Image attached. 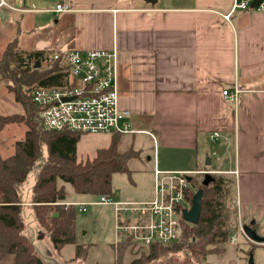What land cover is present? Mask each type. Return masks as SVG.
Masks as SVG:
<instances>
[{"label": "crops", "instance_id": "1", "mask_svg": "<svg viewBox=\"0 0 264 264\" xmlns=\"http://www.w3.org/2000/svg\"><path fill=\"white\" fill-rule=\"evenodd\" d=\"M0 1L22 50L117 49L118 105L129 112L134 132L88 137L85 154L76 144L78 161L92 158L115 137L119 153H132L127 167L130 159L152 163L149 189H155V169L212 171L195 174L201 178L231 174L239 225L254 224L264 236V12L235 11L224 20L231 0ZM56 3L67 10L52 11ZM30 31L34 45L25 37ZM234 85L240 90L235 103L222 93ZM215 131L227 138L213 143L207 136ZM9 145L0 139L1 157L13 153ZM67 197L66 191L63 204L83 202ZM5 259L11 264L13 255Z\"/></svg>", "mask_w": 264, "mask_h": 264}, {"label": "trees", "instance_id": "2", "mask_svg": "<svg viewBox=\"0 0 264 264\" xmlns=\"http://www.w3.org/2000/svg\"><path fill=\"white\" fill-rule=\"evenodd\" d=\"M44 53L22 50L14 39L7 43L0 56V82H5L8 91L24 109V113L0 115V130L10 122H24L28 126L24 138L15 142L13 153L0 156V259L13 255L12 264H45L24 233L22 185L32 170H35V177L29 202L36 221L47 233L53 247L60 251L63 246L76 242V206L63 204L66 190L63 185H58V181L70 183L78 194L112 197V175L128 171L127 161L132 156V153L117 151L114 137L108 146L98 148L92 158L78 161L76 144L83 133L42 130L38 126L31 91L39 86L62 85L66 75L58 63L35 67ZM196 177H190L187 198L191 205L195 191L202 189L198 222L191 224L181 218L182 235L178 242L150 244L146 247V254L133 258L128 264H145L175 252L203 261L210 247L220 249L221 244L228 241L232 224L225 205L231 189L228 178L211 174L205 183V178L196 181ZM249 225L256 230L254 224ZM251 242L253 247L257 244ZM127 246L128 240L119 247ZM75 248L74 258L84 257L83 246L77 244ZM118 262L116 254L115 264Z\"/></svg>", "mask_w": 264, "mask_h": 264}, {"label": "built area", "instance_id": "3", "mask_svg": "<svg viewBox=\"0 0 264 264\" xmlns=\"http://www.w3.org/2000/svg\"><path fill=\"white\" fill-rule=\"evenodd\" d=\"M2 4L3 1H0V5ZM66 10L63 3H56L52 9L56 13ZM245 10L264 12V0H231L230 8L222 14V18L228 21L235 11ZM41 63L45 65L58 63L66 73L62 85L39 86L31 91L32 100L36 105L35 118L42 130H70L83 134L103 132L117 135L134 132L128 119L129 112L120 109L118 105L116 47L54 50L48 54L44 53ZM239 92L236 85L231 90L227 88L222 91L224 97L234 103ZM207 138L213 143H218L227 136L223 132L215 131ZM212 154L216 156L217 150L213 149ZM210 172L212 171L206 168L192 171L155 169L152 200L119 202L107 195H99L98 200L93 203L111 204L114 207L118 241L128 240L137 247L171 244L180 240L182 210L190 207L187 198L190 188L189 177ZM73 204L79 210H84L86 203ZM240 229L242 230V225ZM232 239L235 241L234 237ZM115 245H118V242Z\"/></svg>", "mask_w": 264, "mask_h": 264}, {"label": "rangeland", "instance_id": "4", "mask_svg": "<svg viewBox=\"0 0 264 264\" xmlns=\"http://www.w3.org/2000/svg\"><path fill=\"white\" fill-rule=\"evenodd\" d=\"M4 17L5 16L0 12V52L7 42L18 37L17 30L13 29L11 32L9 31L7 18ZM25 37L28 39L30 45L35 44L36 36L31 31L25 35ZM66 48H69V46ZM48 53L49 52L46 54ZM41 64L45 65L44 63ZM4 84L5 82L0 83V114L24 113L22 105L15 100L13 94L9 92L7 88L5 89L6 86L4 87ZM6 125L9 126L5 127L1 132L0 139L4 144L8 143V145L12 140L18 141L23 139L28 129V126L24 124V122H10ZM86 134L87 137L82 136V140L78 141L79 143L77 142V148L79 151H83V154L89 149V142H87L88 137H94L98 140L106 135L103 134V132ZM141 137H145V135ZM13 146L14 144L9 145V152L12 151ZM149 149L152 151L151 147H149ZM6 151V149L4 152L2 151V154L7 155L9 152L7 153ZM217 155H221L219 151ZM220 159L221 162H223L222 156H220ZM195 164L196 162L193 166ZM128 167V171L116 172L112 175L111 185L113 196L111 198L119 202H143L146 200L145 198H147L148 201L152 200L154 198V189H149L151 186L154 187L151 172L152 163L148 162L145 158L140 160L130 159ZM221 175L227 176L231 186L230 193L225 202L232 223L228 241L221 244L220 249L210 247V251L203 261L182 252H175L167 253L165 256H161L145 264H247L249 253L253 255L254 264H264V245L260 244L250 248L252 246L251 240H249L240 229L236 217L235 198L231 195L235 181L233 178H230L232 176L231 174H229L231 175L230 177H228V174ZM34 177L35 170H32L22 185V216L26 225L24 230L26 229V234L34 242L35 251L41 256L45 264H115L116 254L118 255V264H128L133 258L147 253L146 247H137V245H132L129 241L127 247H119L122 242L117 240L115 229L116 213L112 205L93 203V201L98 200V197L88 194H78L74 192L70 183L61 181H58V185H60V183L64 184L68 194L67 198H74L77 202L85 201L86 204L84 210L76 208L75 211V244L65 245L60 251H57L48 239L45 230L36 221L32 209L33 206H31L29 202ZM199 179H201V175H198L195 180L199 181ZM232 237L235 238V241ZM117 242L118 245H115ZM77 244L83 246L85 255L82 258H73L76 251L75 246ZM117 251L118 253H116ZM6 256L0 259V264H9L6 262Z\"/></svg>", "mask_w": 264, "mask_h": 264}, {"label": "water", "instance_id": "5", "mask_svg": "<svg viewBox=\"0 0 264 264\" xmlns=\"http://www.w3.org/2000/svg\"><path fill=\"white\" fill-rule=\"evenodd\" d=\"M150 1H154V0H150ZM39 66H40V61L37 60L35 67L38 68ZM205 163L207 165L210 163L209 157L206 158ZM209 180H210V175L206 174L204 180L205 183H207ZM201 197H202V189L196 190L192 196L190 207L188 209L182 210V217L186 222L191 224H196L198 222L201 212ZM242 230L245 236L251 241L260 244L264 243V236L258 234L255 229H252V227H250V225L248 224L242 225ZM247 264H254V258L251 253H249L248 255Z\"/></svg>", "mask_w": 264, "mask_h": 264}]
</instances>
